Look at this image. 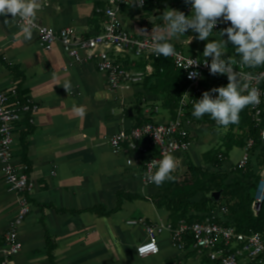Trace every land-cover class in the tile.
<instances>
[{
	"label": "crops",
	"instance_id": "obj_1",
	"mask_svg": "<svg viewBox=\"0 0 264 264\" xmlns=\"http://www.w3.org/2000/svg\"><path fill=\"white\" fill-rule=\"evenodd\" d=\"M43 3L36 19L44 26L69 27L78 38L103 27L104 18L95 11L105 0ZM169 9L179 10L178 4L154 0L143 11L126 14L124 25L137 36L151 34L155 24L163 27L160 16ZM4 19L0 16V88L15 87L39 105L34 124H20L14 133V162L29 166L34 188L31 212L19 228L23 247L12 264H206L177 248L168 228L156 234L158 254L138 255V246L149 240L147 226L168 224L169 212L157 206L159 187L144 184L139 170L109 144L114 134L135 125L139 110L152 121L168 120L153 110L163 97L150 84L112 89L94 62L76 61L59 43L46 50L35 30L25 40L19 24L6 25ZM196 36L189 30L168 42L202 55L205 45ZM145 64L132 56L128 61L129 67ZM65 81L71 83L69 93ZM73 104L83 106L85 115L77 116ZM17 209L0 165V245Z\"/></svg>",
	"mask_w": 264,
	"mask_h": 264
},
{
	"label": "built area",
	"instance_id": "obj_2",
	"mask_svg": "<svg viewBox=\"0 0 264 264\" xmlns=\"http://www.w3.org/2000/svg\"><path fill=\"white\" fill-rule=\"evenodd\" d=\"M154 0H144L142 7L136 6L137 0H105V5L96 8V14L104 18L103 27L99 32L78 38L69 27L56 29L42 25L36 19L34 30L38 33L41 44L46 50H51L56 43L61 44L65 52L76 61L89 60L94 62L98 71L106 76L107 84L112 89L131 87L142 83L145 77L153 73L152 59L157 56L151 49L152 36H137L124 25V16L133 11H143ZM179 11L186 16H193L190 5H178ZM19 24V21H18ZM220 27V23L214 28ZM174 46V45H173ZM176 55L169 56L175 66L181 69L189 82L183 94L175 116L169 114L164 121H148L142 125L121 129L114 134L109 144L116 154H124L126 164L135 167L140 172V179L144 184H151L147 175L150 172L148 163L153 159L159 160L164 154H172L177 161L175 172L186 169V153L191 151L193 143L192 129L196 125L190 116L194 110V100H199L206 91L203 82L211 79L208 64L211 58L195 56L174 46ZM145 60L144 67L128 66L130 57ZM231 58V57H227ZM232 66L237 72L247 73L239 59L231 58ZM189 61L199 63L189 67ZM198 72L199 76L189 79L190 72ZM264 70L252 73L259 77ZM260 91V104L250 106L253 121L262 126L260 137L264 141V79L252 82ZM39 105L28 95H21L17 88H0V165L4 181L17 196V214L10 227L4 234L3 244L0 245L1 264H12L13 257L18 254L23 244L19 239V228L31 212V195L34 184L29 174V166L14 162V133L18 125L26 127L34 124ZM153 110L158 112V106ZM169 113V112H168ZM254 140L246 138L245 154L234 169L248 168L253 157ZM222 157V156H221ZM154 171V170H151ZM253 190L252 208L255 214L259 211L258 204L264 202V169ZM227 208L222 206L219 211L204 215L202 220L188 222L181 219L174 228L169 222L166 225L147 226L149 240L141 243L137 252L140 257L158 254L160 249L156 240L157 232L168 228L172 234L174 245L182 251L190 252L202 260L207 259L212 264H264V233L238 232L233 226L226 224ZM218 219V220H217ZM135 223V222H131ZM187 238L191 243H187ZM155 244L154 249L144 252L138 249Z\"/></svg>",
	"mask_w": 264,
	"mask_h": 264
},
{
	"label": "clouds",
	"instance_id": "obj_3",
	"mask_svg": "<svg viewBox=\"0 0 264 264\" xmlns=\"http://www.w3.org/2000/svg\"><path fill=\"white\" fill-rule=\"evenodd\" d=\"M190 5L194 15L189 18L182 11L176 9L165 10L163 15V27L156 24L151 36V49L157 55L164 57L176 55L174 46L168 41L179 38L187 31L198 34L195 38L206 41L218 25L228 23L230 26L219 32V39H213L206 43L203 51L205 58H211L210 64L206 59L205 66L209 67L210 75H226V86L214 87L210 91H204L199 100H194L192 116L196 119L209 115L219 126L227 127L230 124H238L240 113L248 106L260 104V91L253 86L254 80L264 79V72L259 77L251 72H237L232 66L231 58L226 57L227 45L231 43L237 55L239 63L249 69L264 67V0H184ZM144 0H137L136 6L142 7ZM43 0H0V16L5 17L3 23L17 24L24 34L25 40H31L33 30L37 26V13L44 7ZM11 16L9 20L7 17ZM144 32L143 29L138 30ZM227 36V40L222 37ZM189 61V67L198 65ZM198 72H190L188 78L194 79ZM71 83L65 81L63 88L67 93L71 90ZM213 93H218L213 96ZM72 111L77 116L85 115L83 106L73 104ZM176 158L172 154H164L161 159H153L148 163L150 169L147 179L156 186L163 185L166 181H173V173L177 169ZM154 170V171H151ZM155 244L146 245L138 251L144 252L154 249Z\"/></svg>",
	"mask_w": 264,
	"mask_h": 264
},
{
	"label": "trees",
	"instance_id": "obj_4",
	"mask_svg": "<svg viewBox=\"0 0 264 264\" xmlns=\"http://www.w3.org/2000/svg\"><path fill=\"white\" fill-rule=\"evenodd\" d=\"M165 1L161 0V2ZM174 1L178 5L184 3V0ZM214 33L217 34L219 31H213L212 34ZM227 47L225 58L231 57L240 60V56L235 52L233 45L229 43ZM176 48L180 49L179 47ZM193 55L201 56L198 53ZM151 63L154 69L153 73L145 77L142 84H150L149 89L163 97L161 105L171 116H175V109L189 85L186 75L175 66L169 57L161 55L153 58ZM245 68L251 73L264 70V67ZM227 83L228 78L226 75H212L211 79L205 80L202 84L206 91H210L214 87L226 86ZM214 95H218V93H214ZM190 116L193 117L192 113H190ZM135 118L136 123L134 126L152 121L150 117L144 115L142 110H139ZM193 119L206 124H216L207 114L200 119L195 117ZM227 127L228 132L223 140L225 151L222 148H218L203 153L202 164H198L190 152L186 153V169L183 172H174L175 180L166 181L159 186L161 193L157 196V206L166 208L174 228L181 219H185L188 222L202 220L205 218L204 215L219 211L222 206H225L227 208V213L225 214L228 220L226 222L227 225L235 227L238 232L242 233H264V202L257 214L252 208L254 200L253 190L260 177V171L264 169V141L260 137L262 126L255 124L251 116L250 106H248L241 111L239 123L230 124ZM247 137H251L254 140V153L246 170L236 168L234 170L235 176L229 178L228 174L214 172L203 166L218 168L226 162L228 151L233 149V147H245ZM216 192H221L218 200L213 199V194ZM120 202L121 199L119 198V205ZM100 208L96 207L94 210L100 213ZM187 243H191L190 238H187ZM203 261L206 264H212L207 259Z\"/></svg>",
	"mask_w": 264,
	"mask_h": 264
},
{
	"label": "rangeland",
	"instance_id": "obj_5",
	"mask_svg": "<svg viewBox=\"0 0 264 264\" xmlns=\"http://www.w3.org/2000/svg\"><path fill=\"white\" fill-rule=\"evenodd\" d=\"M228 26H230V22L228 23L221 22L220 27L214 29L213 31L220 32L221 30H223ZM219 35H220L219 33L211 34V37H209L208 40L200 41V43L206 45V43L210 42L213 39H219ZM224 37L225 40H227V36L225 35ZM156 105L158 106L161 114L165 115L166 117H169L168 111L161 104H156ZM195 122H196V126L194 127V129H192L193 135L195 134L194 135L195 139L193 144L194 158L197 160L198 164H202L201 155L203 153L218 148H222V150L225 151V148L223 147V140L226 133L228 132V127L219 126L217 124H213V125L206 124L201 121H195ZM244 154H245V149L243 147L235 146L233 147V149L228 151V158L226 162L220 165L218 168H212L207 165H203V166L209 168L214 172L228 174L230 176L229 178H233L235 176L234 173L235 169L233 166L238 165L239 161L242 159Z\"/></svg>",
	"mask_w": 264,
	"mask_h": 264
},
{
	"label": "water",
	"instance_id": "obj_6",
	"mask_svg": "<svg viewBox=\"0 0 264 264\" xmlns=\"http://www.w3.org/2000/svg\"><path fill=\"white\" fill-rule=\"evenodd\" d=\"M220 195H221V192H216V193H214V194H213V199H214V200H218V198H219ZM261 207H262V204H258V205H257V209H258V211H260Z\"/></svg>",
	"mask_w": 264,
	"mask_h": 264
}]
</instances>
